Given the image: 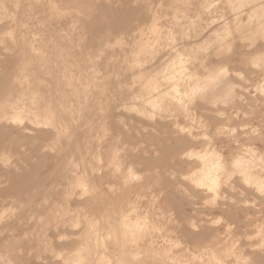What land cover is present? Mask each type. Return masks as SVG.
Returning <instances> with one entry per match:
<instances>
[{"label": "rangeland", "instance_id": "rangeland-1", "mask_svg": "<svg viewBox=\"0 0 264 264\" xmlns=\"http://www.w3.org/2000/svg\"><path fill=\"white\" fill-rule=\"evenodd\" d=\"M0 264H264V0H0Z\"/></svg>", "mask_w": 264, "mask_h": 264}]
</instances>
